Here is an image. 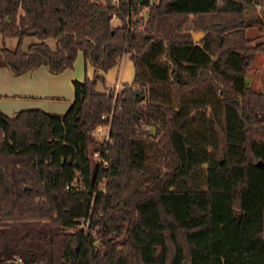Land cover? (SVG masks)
<instances>
[{
	"label": "trees",
	"instance_id": "16d2710c",
	"mask_svg": "<svg viewBox=\"0 0 264 264\" xmlns=\"http://www.w3.org/2000/svg\"><path fill=\"white\" fill-rule=\"evenodd\" d=\"M248 4L264 0H0V33L18 5L33 18L14 47L0 38L12 73L60 71L79 50L95 69L123 52L134 67L116 91L96 70L74 79L61 138L58 112L0 108V264H264V90L245 79L263 48L242 30ZM104 120L102 164L91 128Z\"/></svg>",
	"mask_w": 264,
	"mask_h": 264
},
{
	"label": "crops",
	"instance_id": "0c3cea01",
	"mask_svg": "<svg viewBox=\"0 0 264 264\" xmlns=\"http://www.w3.org/2000/svg\"><path fill=\"white\" fill-rule=\"evenodd\" d=\"M32 21L33 18L26 7L18 5L14 14L5 18L4 24L8 27L3 35H15L23 24H25L23 27L27 28ZM121 55L120 59L106 70L95 69L91 62H85L80 50L73 66L56 72L49 70L45 64H38L33 68L14 74L5 65H0V108L11 115L20 108L34 106L58 112L62 116L53 123L54 135L61 138L77 114L74 109L65 114L75 98L73 80H82L86 73L92 75L96 70L97 73L104 74L107 84L110 85H120L122 81H132L133 62L128 53L123 52ZM56 126H60V136L56 135Z\"/></svg>",
	"mask_w": 264,
	"mask_h": 264
},
{
	"label": "rangeland",
	"instance_id": "374dc122",
	"mask_svg": "<svg viewBox=\"0 0 264 264\" xmlns=\"http://www.w3.org/2000/svg\"><path fill=\"white\" fill-rule=\"evenodd\" d=\"M42 6H44L43 7L44 9H40L38 7L35 9L37 12L34 11V13L40 14L41 12H45L48 10V8L44 4H42ZM142 8L144 9L143 11H146V6H144ZM244 18H246L247 21L249 22V24H248L249 26L242 28L244 34L251 37V39H253L251 44L262 43V48H263L262 50L255 51L251 63L245 68V79L247 80V83L251 87H253L254 89L256 88L259 90H264V7L259 6V5H255V6L253 5L252 6L251 4H248ZM110 22H112L113 25H118L120 23V21L117 20V18H112L110 20ZM24 25L25 24H23V26ZM23 26L21 28H24ZM25 27H27V26H25ZM8 31H10V30H8ZM0 38H2L4 40V45H7L9 47H14L15 44L17 43V41H16L17 40V34L16 33H15V35H7V34L3 35V33H0ZM36 39H37V37L35 35L33 36V34L23 37V39H22L23 47L26 48L30 43H32L33 40H36ZM46 41L50 45H54V40L52 37L47 38ZM0 44H1V42H0ZM127 53L128 52H126V54ZM77 54H78V52L76 53V55ZM76 57H75V59H76ZM75 59L73 61V64L75 62ZM84 61L90 62L88 60H84ZM73 64H72V66H73ZM86 74H88V73H86ZM107 85H109L110 87L113 86L112 88L115 91L117 89H119V87H120V85H110V84H107ZM97 88H100V84L97 85ZM70 125H69V127H70ZM59 130H60V126H56V133H57L56 135H58V136H60ZM61 135H62V133H61ZM221 158L222 157H219V159H221ZM11 264H21V263L14 261Z\"/></svg>",
	"mask_w": 264,
	"mask_h": 264
},
{
	"label": "built area",
	"instance_id": "2783aa9c",
	"mask_svg": "<svg viewBox=\"0 0 264 264\" xmlns=\"http://www.w3.org/2000/svg\"><path fill=\"white\" fill-rule=\"evenodd\" d=\"M93 2H101L102 0H91ZM119 1L120 0H110V3L113 4V6L115 8L118 7L119 5ZM127 1H133V0H127ZM112 18H117V14H116V10L114 9L113 12H112ZM108 117L110 116V113H103L102 114V117ZM109 128H110V125H109V122L108 120H104V121H99V122H96L94 124V126L91 128V133L93 135V137L101 142L102 146L100 148H97L95 150H93L92 154L94 156V159L95 160H98L100 163L102 164H105L108 160L106 158V152H107V141H112V138L111 136L109 135ZM72 185V183H66L65 186L66 187H70ZM82 220H84L82 218ZM14 261L15 262H22V258L20 256H16L14 258Z\"/></svg>",
	"mask_w": 264,
	"mask_h": 264
},
{
	"label": "water",
	"instance_id": "95a60500",
	"mask_svg": "<svg viewBox=\"0 0 264 264\" xmlns=\"http://www.w3.org/2000/svg\"><path fill=\"white\" fill-rule=\"evenodd\" d=\"M200 35H201L200 32H193V37H194L195 40H199ZM133 89H134L135 91H138V88H137L136 86H134ZM141 95H142V93H141ZM256 163L258 164V163H260V161L257 160Z\"/></svg>",
	"mask_w": 264,
	"mask_h": 264
}]
</instances>
